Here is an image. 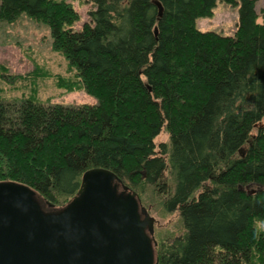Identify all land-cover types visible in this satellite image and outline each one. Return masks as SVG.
I'll list each match as a JSON object with an SVG mask.
<instances>
[{
    "label": "trees",
    "instance_id": "obj_1",
    "mask_svg": "<svg viewBox=\"0 0 264 264\" xmlns=\"http://www.w3.org/2000/svg\"><path fill=\"white\" fill-rule=\"evenodd\" d=\"M217 1L238 7L232 36L196 27ZM87 2L89 21L74 30L69 0H0V22L24 16L46 28L66 63L59 88L96 101L0 95V182L30 187L58 207L86 171L107 169L137 195L150 188L177 215L181 233L157 243L158 264H264V23L256 0ZM162 133L168 143L156 145Z\"/></svg>",
    "mask_w": 264,
    "mask_h": 264
},
{
    "label": "water",
    "instance_id": "obj_2",
    "mask_svg": "<svg viewBox=\"0 0 264 264\" xmlns=\"http://www.w3.org/2000/svg\"><path fill=\"white\" fill-rule=\"evenodd\" d=\"M154 224L107 169L86 171L58 207L30 187L0 182V264H158Z\"/></svg>",
    "mask_w": 264,
    "mask_h": 264
},
{
    "label": "rangeland",
    "instance_id": "obj_3",
    "mask_svg": "<svg viewBox=\"0 0 264 264\" xmlns=\"http://www.w3.org/2000/svg\"><path fill=\"white\" fill-rule=\"evenodd\" d=\"M69 1L79 18L73 29L80 30L83 24L89 21L88 12L93 6L87 0ZM256 12L257 22L264 23V0H256ZM237 20L238 7L217 1L212 16L197 19L196 27L203 32L232 36ZM59 75L68 77L66 63L59 54L52 51L51 40L44 26L24 16L11 24L0 22V95L3 98L16 99L33 95L41 102L63 105L96 102L82 90L67 91L59 88L56 80ZM18 76L20 79L16 80ZM155 142L156 145L168 143L167 134L162 133ZM137 196L142 206L155 219L156 243L165 238L172 240L180 235L181 223L177 215L166 214L162 210L159 197L150 188H146Z\"/></svg>",
    "mask_w": 264,
    "mask_h": 264
}]
</instances>
